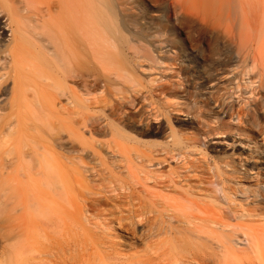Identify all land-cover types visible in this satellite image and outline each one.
<instances>
[{
  "label": "bare ground",
  "instance_id": "6f19581e",
  "mask_svg": "<svg viewBox=\"0 0 264 264\" xmlns=\"http://www.w3.org/2000/svg\"><path fill=\"white\" fill-rule=\"evenodd\" d=\"M72 198L82 238L39 248ZM10 205L0 264H264V0H0ZM103 210L148 252L89 227Z\"/></svg>",
  "mask_w": 264,
  "mask_h": 264
},
{
  "label": "rangeland",
  "instance_id": "374dc122",
  "mask_svg": "<svg viewBox=\"0 0 264 264\" xmlns=\"http://www.w3.org/2000/svg\"><path fill=\"white\" fill-rule=\"evenodd\" d=\"M174 18H175V16L173 14L171 17L172 23H174ZM218 84H219V86H221L222 80H220L218 82ZM190 104L194 106L193 103H190ZM79 144L80 143H76V145H77L76 148L79 147ZM96 146L100 150L103 148L105 149L104 143H96ZM102 153H103V150H102ZM76 154H74V155H76ZM83 159H84L85 163L83 162L81 164L89 166L92 168L91 174H94L97 176V177L94 176L95 184L98 186V188L103 189L105 182L103 180H101L100 176H98V172L105 171V174H106L105 168L107 167V164H104V162L105 161L107 162L108 159L100 158L97 156H84ZM73 205H74L73 198H72V203L66 202L64 204V208H62V210H60L61 211L60 214L62 216V223H61V226L57 228L59 230L56 231L55 235H53V238H50V239L46 238V237L38 238L39 243L37 246L39 248L45 247V246L47 247V245L49 246L53 239L59 240L61 242H67L69 240H70L69 242H71V241L74 242L75 240L82 238V237H79V235H81V234H78L79 229L77 228L73 219H71V217H70L71 214L73 213V210H74ZM103 206H104V208H107L108 205L103 203ZM9 207H8L9 210L7 209L5 211L0 209V226L3 225L7 221V214L10 215V217H8V220L12 217L13 223L17 222L16 217L13 216L16 214H19L17 216H21L23 214V217H25V218H22V219L26 220V216H24L23 210L21 208H19V207L14 208L12 206H11V208H9ZM21 210H22V212L20 213ZM9 212H11V213H9ZM96 213H92L93 215L90 214L91 216H89V217H91L90 218L91 223H89L88 226L93 228V230L95 229L94 231H96L100 235L104 236V238L106 240L114 243L116 245V247L118 248V250L121 251L124 255H129V254H133V253H137V252L140 254H146L148 252V250H149V248L147 246L148 243L146 242L145 239H142L141 236H139V230L142 229V226L133 227L126 222L123 223L122 225L119 224L117 222L118 219L116 218L119 214L118 211H116V212L114 211L113 214H111V212L106 211V210H103V212H101L100 214H96ZM13 218H15V219H13ZM112 220H113V222H110ZM22 239L24 240V237H22ZM1 250H2V241L0 239V254H1ZM191 255L194 256L193 254H190V256L187 257V261L191 262L192 264H195V260L191 258ZM25 256H26V254L24 253L22 258L23 257L25 258ZM22 258H19L18 261L24 262L25 260H23ZM3 260H4V258H2V256H1L0 262Z\"/></svg>",
  "mask_w": 264,
  "mask_h": 264
}]
</instances>
